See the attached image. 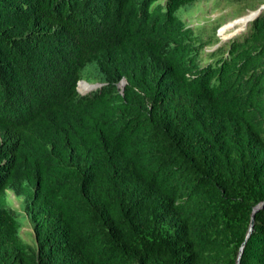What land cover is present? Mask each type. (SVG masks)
I'll use <instances>...</instances> for the list:
<instances>
[{"label": "trees", "instance_id": "16d2710c", "mask_svg": "<svg viewBox=\"0 0 264 264\" xmlns=\"http://www.w3.org/2000/svg\"><path fill=\"white\" fill-rule=\"evenodd\" d=\"M196 1L0 0V264H264V10L206 51Z\"/></svg>", "mask_w": 264, "mask_h": 264}, {"label": "rangeland", "instance_id": "374dc122", "mask_svg": "<svg viewBox=\"0 0 264 264\" xmlns=\"http://www.w3.org/2000/svg\"><path fill=\"white\" fill-rule=\"evenodd\" d=\"M263 4L264 2L262 0H248L243 2L199 0L181 6L177 15L187 26L193 27L194 32L198 33L203 30L204 35L199 38L200 41L208 40L212 35L213 28H215L214 36L217 37V40L211 37L210 43L205 46L206 51H212L218 46L227 44L229 40L241 36L247 29V26L244 25L245 16L250 15ZM217 41L218 43H216ZM104 74L105 72L98 62L88 63L81 70L82 84L86 91L84 94H90L99 88L90 89V84L105 83L106 81L102 79ZM82 92L78 89L77 94L80 95ZM5 194L7 206L19 213V233L21 237L29 243H34L35 236L32 224L24 210L25 197L18 192L16 185L7 188Z\"/></svg>", "mask_w": 264, "mask_h": 264}, {"label": "water", "instance_id": "95a60500", "mask_svg": "<svg viewBox=\"0 0 264 264\" xmlns=\"http://www.w3.org/2000/svg\"><path fill=\"white\" fill-rule=\"evenodd\" d=\"M263 10H264V4L261 5L259 8H257L256 10H254L250 15L245 16V24L244 25L247 26L248 23L251 20H254L255 17H257V15L260 14V12H262ZM79 82H80V80L78 81V84H79ZM98 85H100V84H93V85H91V87L94 88V87H97ZM262 203H264V201L261 202V203H258L257 205L254 206V209H253L252 215H251L249 231L251 230L253 222H254V211L257 210L262 205ZM249 231H248V233H249ZM248 233H247V235H248ZM243 244H244V242L242 243V245L239 248V252H238V256H237V260H236L237 263L236 264H239V259H240V255H241V252H242Z\"/></svg>", "mask_w": 264, "mask_h": 264}, {"label": "clouds", "instance_id": "9594fccd", "mask_svg": "<svg viewBox=\"0 0 264 264\" xmlns=\"http://www.w3.org/2000/svg\"><path fill=\"white\" fill-rule=\"evenodd\" d=\"M82 81L83 79H78V81ZM78 81H77V85H76V90L78 91V89H79V84H78ZM127 81L123 78V79H120L118 82H117V87H119L120 89H122L123 87H124V85H125V83H126ZM89 84V83H88ZM97 84H100V85H98L97 87H100L101 85H103L102 83H97ZM90 85H93V84H90ZM97 87H94V88H97ZM94 88H90V89H94ZM79 91H81L80 89H79ZM86 92V91H85ZM85 92H82L80 95H82V96H86V95H88V94H84ZM7 199V198H6Z\"/></svg>", "mask_w": 264, "mask_h": 264}]
</instances>
